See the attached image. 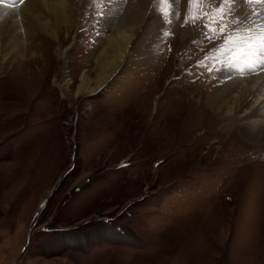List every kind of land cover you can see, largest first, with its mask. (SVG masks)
Masks as SVG:
<instances>
[{"label": "rangeland", "instance_id": "obj_1", "mask_svg": "<svg viewBox=\"0 0 264 264\" xmlns=\"http://www.w3.org/2000/svg\"><path fill=\"white\" fill-rule=\"evenodd\" d=\"M152 1L98 87L106 0H75L58 27L26 23L27 0L0 5L21 28L0 52V264H264V140L211 106L224 36L192 19L214 18L219 0H173L171 20L172 5ZM17 49L41 59L20 65Z\"/></svg>", "mask_w": 264, "mask_h": 264}, {"label": "bare ground", "instance_id": "obj_2", "mask_svg": "<svg viewBox=\"0 0 264 264\" xmlns=\"http://www.w3.org/2000/svg\"><path fill=\"white\" fill-rule=\"evenodd\" d=\"M24 2L25 0H23V2H20V0H0V5H3L4 7L11 6L12 8H16ZM74 2L75 0H27V2L19 8L21 11L20 14L23 15L27 21L26 23L31 24L33 21L38 22V20H44V22H52L58 27L60 23L62 24L66 20L71 21L74 19L75 15L72 10L75 4ZM105 4V11L107 12L106 16L104 17L103 15L104 18H100L101 20L98 21L100 25V33H102L99 37L106 38L109 43L108 48L100 55L101 57L98 58V62L96 63L97 67L103 66L104 68L102 71L103 73L98 78L97 87L109 78L116 67L122 62L126 56L125 54H128L129 45L133 40L132 38L140 28V25L142 24L141 21L145 19V16L147 15L151 19L154 18L152 15H156L154 2L152 0H138L137 2L127 0L125 4L122 0H117L116 3L114 0H106ZM249 4L250 3H245L244 0H237L235 7L236 10H239L240 14L243 12L241 17L247 15L252 10L253 5L251 6ZM150 7L151 9H149ZM4 10L5 9L3 7H0V52L7 50L8 47L6 46L10 44L12 47H18L19 43L17 42L21 32V28L17 25L19 23L17 22L18 19H15L18 13L16 12L17 14L15 15V12L10 11L11 9L5 10V13ZM118 10H120V12L116 15L115 11ZM257 10H259V8H257ZM128 16H136V18L131 20V22H128V24L124 21L125 19H122L120 20L119 25L114 24L112 28V21L114 20V17ZM154 20L153 25L156 23H154ZM262 20H264V16H251L250 21H254V24L250 22L247 25H239V27L252 28L253 32L256 33L259 31V28L256 27V25H259ZM53 24L50 23V25ZM47 30L45 33H47ZM153 32L155 34L156 31ZM158 32L159 31H157V33ZM53 35L54 38L57 39L59 34L53 33ZM3 43L5 45H3ZM61 48L57 45L55 51L63 60L64 69L66 70L67 61L64 60V50L62 51ZM16 51V58L19 60L20 65L27 63L29 66H34L35 61L41 59L33 57L34 52L32 51L30 53L32 55L28 58L24 56L22 50L17 49ZM238 52L239 49H237L235 55H237ZM248 61L253 64L254 68L249 67L246 64L245 66L241 60H236L235 63L221 67V70L212 76V82L209 83L211 84V90L208 99L210 100L211 106L219 113V115L224 117L231 116L230 122H233L235 119L237 120V122L241 125V131L244 136L252 137L255 141H263L264 53H261L256 58H249ZM64 73L65 74L62 75V79L61 77L59 79L57 78L54 82H57L58 87L62 89L63 92H66V87L69 85L70 79L68 78L66 71ZM88 86L89 78L87 77V73L84 71L80 77L78 94L88 92Z\"/></svg>", "mask_w": 264, "mask_h": 264}, {"label": "snow or ice", "instance_id": "obj_3", "mask_svg": "<svg viewBox=\"0 0 264 264\" xmlns=\"http://www.w3.org/2000/svg\"><path fill=\"white\" fill-rule=\"evenodd\" d=\"M20 2H23V0H20ZM160 2H167L172 5L168 11L169 20H171L178 11L175 9L173 0H160ZM187 2L191 5L193 3H215L216 0H187ZM236 2L237 0H219L220 7L216 9L217 15L214 18H210L208 15V13L212 12V9H205L203 10L204 15L192 17L193 20H205L204 27L207 29L209 39L213 38L212 33H215L217 36H224L222 43L213 49L214 52L224 49L221 53V67L226 66L223 59L224 56L229 57L227 64H232L236 60L247 62L249 58H256L261 53H264V20L259 25H256L259 28V31L256 33L253 32L252 28L239 27V25H247L250 22L254 24V21H250L251 16H264V0H244L245 3H251L253 8L245 16H236L235 23H233V8ZM224 4H227L228 7L225 8ZM257 5L259 10L256 8ZM185 23H188L187 16L185 17ZM237 49H239L238 54L233 56L232 54L236 53Z\"/></svg>", "mask_w": 264, "mask_h": 264}]
</instances>
